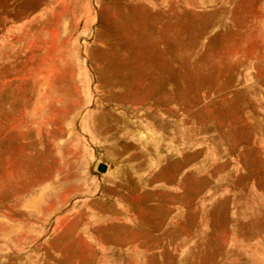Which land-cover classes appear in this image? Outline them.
Returning <instances> with one entry per match:
<instances>
[{"label": "rangeland", "instance_id": "obj_1", "mask_svg": "<svg viewBox=\"0 0 264 264\" xmlns=\"http://www.w3.org/2000/svg\"><path fill=\"white\" fill-rule=\"evenodd\" d=\"M0 264H264V0H0Z\"/></svg>", "mask_w": 264, "mask_h": 264}, {"label": "water", "instance_id": "obj_2", "mask_svg": "<svg viewBox=\"0 0 264 264\" xmlns=\"http://www.w3.org/2000/svg\"><path fill=\"white\" fill-rule=\"evenodd\" d=\"M101 169L103 170L104 169V166Z\"/></svg>", "mask_w": 264, "mask_h": 264}]
</instances>
